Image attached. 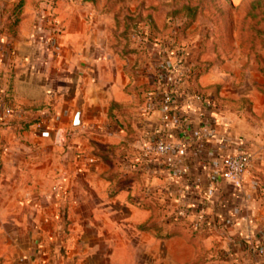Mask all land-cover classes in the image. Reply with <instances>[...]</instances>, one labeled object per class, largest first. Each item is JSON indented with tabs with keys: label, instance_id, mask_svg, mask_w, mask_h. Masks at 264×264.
Returning <instances> with one entry per match:
<instances>
[{
	"label": "crops",
	"instance_id": "1",
	"mask_svg": "<svg viewBox=\"0 0 264 264\" xmlns=\"http://www.w3.org/2000/svg\"><path fill=\"white\" fill-rule=\"evenodd\" d=\"M18 1L0 0V264H189L187 233L213 234L221 224L257 244L259 72L221 49L184 48L185 87L213 102L218 136L191 146L188 171L177 174L142 151L160 125L161 112L146 111L147 94L159 88L156 68L178 65L181 50L150 36L136 42L92 7H73L69 16L58 0L55 56L34 38V23L52 7L25 0L16 14ZM175 106L183 128L203 109L189 95ZM223 135L250 154L238 191L224 180L206 184L207 156L222 150Z\"/></svg>",
	"mask_w": 264,
	"mask_h": 264
},
{
	"label": "rangeland",
	"instance_id": "2",
	"mask_svg": "<svg viewBox=\"0 0 264 264\" xmlns=\"http://www.w3.org/2000/svg\"><path fill=\"white\" fill-rule=\"evenodd\" d=\"M57 1L33 0L37 6L42 3L47 9L52 7L50 15L60 29L55 13ZM62 1L67 3V15L72 14L73 7H92V12L109 19L117 32L134 36L136 42L150 36L149 40L165 48L196 47L232 53L243 61L244 68L252 65L264 79V0ZM256 199L264 206V185ZM256 229L257 241L264 246V216ZM187 234L193 243L194 256L189 264H264V254L255 253L256 244L223 224L213 234L206 231H200L197 236Z\"/></svg>",
	"mask_w": 264,
	"mask_h": 264
},
{
	"label": "built area",
	"instance_id": "3",
	"mask_svg": "<svg viewBox=\"0 0 264 264\" xmlns=\"http://www.w3.org/2000/svg\"><path fill=\"white\" fill-rule=\"evenodd\" d=\"M36 42L46 53L55 56L59 55L58 46L55 42V35L59 32L57 22L46 15H40L34 23ZM179 63L176 66L161 64L156 68V75L159 88L156 92H149L146 96V111L159 110L161 112L160 125L150 135L143 147L142 157L148 162H161L172 168L177 174H186L184 161L191 146L201 148L211 144L217 139V121L211 110L215 105L201 94L187 90L185 87L188 68L185 64L187 53L181 50L178 53ZM189 95L191 99L203 106L196 113V120L187 118V127L180 125L176 102L178 98ZM59 133L60 129L55 128ZM172 130L180 131L182 138L175 141ZM221 151L211 153L209 159V171L206 174V184L212 186L213 181L224 180L233 189L241 188L242 178L250 164V154L241 147L242 143L234 144L229 136L223 135L219 139ZM232 146H234L232 148ZM236 146V147H235ZM228 222L227 218H223ZM257 255L264 254V246L257 242L255 245Z\"/></svg>",
	"mask_w": 264,
	"mask_h": 264
},
{
	"label": "trees",
	"instance_id": "4",
	"mask_svg": "<svg viewBox=\"0 0 264 264\" xmlns=\"http://www.w3.org/2000/svg\"><path fill=\"white\" fill-rule=\"evenodd\" d=\"M22 3H23V0H20L17 2V4H15V6L12 9L13 13H16V14L19 13V8L22 5Z\"/></svg>",
	"mask_w": 264,
	"mask_h": 264
},
{
	"label": "water",
	"instance_id": "5",
	"mask_svg": "<svg viewBox=\"0 0 264 264\" xmlns=\"http://www.w3.org/2000/svg\"><path fill=\"white\" fill-rule=\"evenodd\" d=\"M79 114H80V111L79 110H77L75 112V114H74V121H73L74 126H77L78 125Z\"/></svg>",
	"mask_w": 264,
	"mask_h": 264
}]
</instances>
